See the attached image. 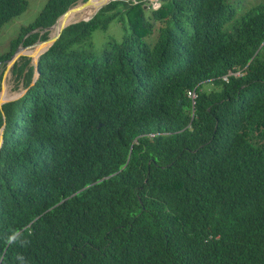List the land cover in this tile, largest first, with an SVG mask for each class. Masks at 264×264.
<instances>
[{
  "label": "trees",
  "instance_id": "trees-1",
  "mask_svg": "<svg viewBox=\"0 0 264 264\" xmlns=\"http://www.w3.org/2000/svg\"><path fill=\"white\" fill-rule=\"evenodd\" d=\"M77 1H45L0 79ZM247 2L109 0L31 83L30 58L11 63L0 264H264V0ZM25 6L0 0V26ZM110 22L122 34L97 52Z\"/></svg>",
  "mask_w": 264,
  "mask_h": 264
},
{
  "label": "water",
  "instance_id": "water-1",
  "mask_svg": "<svg viewBox=\"0 0 264 264\" xmlns=\"http://www.w3.org/2000/svg\"><path fill=\"white\" fill-rule=\"evenodd\" d=\"M109 0H78L76 3L66 7L62 10L59 14L54 17V21L46 27L49 30L46 39H37L30 44L27 45H17L12 54L9 56L8 59L5 60L4 68L1 72V79H0V109L1 104L5 101L11 100L19 96L24 89H22L19 93H15L13 95H5L3 96V89L5 83V72L11 65V63L16 60L20 55H26L30 58L29 63L32 66V78L30 83L35 79L37 76L36 74V60L38 56L54 42V40L59 36L60 31L68 24L73 22H78L81 20H87L91 17V15L96 11V9L100 8L102 5L107 3ZM91 8L90 12L84 11L83 9ZM45 29V30H46ZM34 47L32 52H29V48ZM36 48V49H35ZM2 124H0V143L2 142Z\"/></svg>",
  "mask_w": 264,
  "mask_h": 264
},
{
  "label": "rangeland",
  "instance_id": "rangeland-1",
  "mask_svg": "<svg viewBox=\"0 0 264 264\" xmlns=\"http://www.w3.org/2000/svg\"><path fill=\"white\" fill-rule=\"evenodd\" d=\"M26 6L17 14L11 16L6 22H4L0 26V52L5 51L8 48V41L16 35L19 29L23 26H26L37 11L42 7L46 0H25ZM153 1V0H148ZM253 2L255 0H244L245 4L248 2ZM257 1V0H256ZM122 34V31L114 22H110L106 30L97 31L94 30L91 32V41H92V48L96 49L99 52L100 48H102L104 42L108 38H119ZM21 45V44H19ZM34 47L29 48V52H32ZM36 49V48H35ZM5 95H13L15 93H19L22 90V86L20 83L17 82L16 87H13L14 80L9 75V73L5 72ZM206 86V85H205Z\"/></svg>",
  "mask_w": 264,
  "mask_h": 264
},
{
  "label": "built area",
  "instance_id": "built-area-1",
  "mask_svg": "<svg viewBox=\"0 0 264 264\" xmlns=\"http://www.w3.org/2000/svg\"><path fill=\"white\" fill-rule=\"evenodd\" d=\"M150 3H151V6H152L153 8L157 5L156 0L150 1ZM262 43L264 44V41H263ZM221 78H222L223 80H225V79H226V76L223 75ZM186 95H187L188 97H190L191 99L194 97V93H193V91H191V90H188V91L186 92Z\"/></svg>",
  "mask_w": 264,
  "mask_h": 264
},
{
  "label": "bare ground",
  "instance_id": "bare-ground-1",
  "mask_svg": "<svg viewBox=\"0 0 264 264\" xmlns=\"http://www.w3.org/2000/svg\"><path fill=\"white\" fill-rule=\"evenodd\" d=\"M84 11H88V12H90L91 11V8H86V9H83V13H84ZM5 86V85H4ZM4 90H5V87H4V89H3V92H4ZM3 96H5V94L3 93Z\"/></svg>",
  "mask_w": 264,
  "mask_h": 264
},
{
  "label": "clouds",
  "instance_id": "clouds-1",
  "mask_svg": "<svg viewBox=\"0 0 264 264\" xmlns=\"http://www.w3.org/2000/svg\"><path fill=\"white\" fill-rule=\"evenodd\" d=\"M156 2H157V0H156ZM190 98V97H189ZM191 99V98H190ZM193 99V98H192ZM192 99H191V101H192Z\"/></svg>",
  "mask_w": 264,
  "mask_h": 264
}]
</instances>
